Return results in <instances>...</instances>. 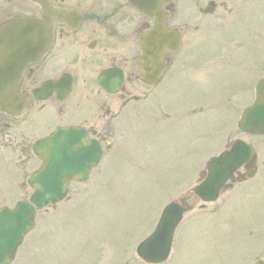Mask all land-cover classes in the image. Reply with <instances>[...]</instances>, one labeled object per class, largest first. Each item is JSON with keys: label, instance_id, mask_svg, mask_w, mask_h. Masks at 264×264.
Returning <instances> with one entry per match:
<instances>
[{"label": "rangeland", "instance_id": "rangeland-1", "mask_svg": "<svg viewBox=\"0 0 264 264\" xmlns=\"http://www.w3.org/2000/svg\"><path fill=\"white\" fill-rule=\"evenodd\" d=\"M238 19V22L231 23L226 30H217V32L203 30L198 34L196 42L199 48L196 51H190L189 59L196 61L210 57L216 48L217 41H220L226 42L222 50L226 53L242 54L241 60L246 56L247 60L250 59L254 63L262 60L264 62V46L258 49L264 44V0L261 6L250 3ZM246 29L250 33H259V36L257 35L253 40L243 39V30ZM231 41H244V51L237 50ZM247 60L240 62L234 57L230 63L223 62L219 66L202 68L196 72L189 66V60L185 55L181 62L182 69L176 74L171 73L172 77L167 83L168 95L171 98L168 96L166 106L162 107L167 117L180 114L182 121L169 123L168 126L171 129L161 135L164 141L160 143L159 148H155L153 152L143 153L138 158L139 162H145L141 168L146 170L144 172L129 171L130 178L125 177L123 180L126 186L130 187L126 189L122 187L120 189L122 194L115 191V169L119 164L124 163V157L119 148L121 146L124 148V140L132 130L127 131V128L117 127L119 136L115 138L113 150L108 152L104 159L101 167L103 169H98L85 187H77L78 189L72 193L71 201L61 206L60 215L63 211L65 214L71 211L75 214V219L72 220V216L67 221L63 217L58 218L55 223L58 235L56 232L52 233L50 226L57 218L55 214L49 212L50 215H44L46 218H40L36 230L28 235L21 246L19 250L21 256H18L16 264H27V262L36 264L33 261L37 257L42 258L39 264H88L91 257L94 259V252L103 253L97 254L93 264H121L122 262L132 264V258H126L129 255L127 250L131 248L134 250L139 240L151 231L152 225L147 223L154 214L159 212L163 198L169 201L182 193L173 191L165 192L163 195L161 187L163 183H166L167 174L170 177L173 176L171 180L168 179L169 184L165 187L166 191L170 192L169 189L175 187L172 186L174 179L179 178L178 186L187 184L193 177L198 161L201 162L214 152L216 153L217 144L215 143L219 140L216 130L202 134H197L193 129L188 132L196 116L201 117L204 123L210 124L217 119L218 114L232 113L234 108L228 104L230 101L234 100L235 105L239 103L241 108L249 102L241 103L240 100L247 98H245L244 89L250 73H255L254 77L257 78L259 72L256 70L253 72L254 68H245V64L250 63ZM155 96L156 98L153 99L150 95L139 105L131 108L129 120L151 130L157 124L153 121L160 113L166 116L160 110L161 101L159 100V97L161 100L165 97L161 93ZM189 105L201 108V113L190 111L187 108ZM224 115L219 117V122L225 119ZM196 128L200 133L204 126L199 124ZM234 138L252 142L251 139L237 136L235 133H232L228 140ZM254 140L262 144L260 150L256 147L260 162L263 160L264 163V139L254 138ZM140 147L141 144L134 143L131 148L133 152L138 153ZM126 162L128 163V159ZM153 167L154 176L161 179L160 183L155 181L156 178L151 173ZM263 168L264 164L259 166V173L264 172ZM136 182H138L136 186H131ZM193 184L195 183L190 186ZM123 189L130 192L123 194ZM1 190L0 188V195ZM95 195L99 196L100 201L107 199L112 201L116 199L114 195L117 197V204L112 201V205L108 204L99 209L102 213L101 217L105 219L101 221L104 228L101 225L95 229L96 220L94 219L97 216L90 212L92 209L89 202ZM219 206V209L216 205L208 207L212 211L218 209V215L205 214L204 217L195 215L182 222L174 238L176 248L173 252H177L178 255L173 257L174 261L167 264H250L252 255L255 253L264 257V231L261 223L264 222V182L261 177L229 191ZM116 214L122 215L120 222L118 219L115 220ZM215 220L219 221L215 222ZM143 222L147 223L143 225ZM107 239L117 243H113V246L110 243L112 247L104 245L98 250L95 248L94 252L88 251L91 244H101ZM114 247L118 251L125 250L123 257L117 256ZM51 252L56 254L50 259ZM61 256L64 257L63 260L60 259ZM99 256H102V259Z\"/></svg>", "mask_w": 264, "mask_h": 264}, {"label": "flooded vegetation", "instance_id": "flooded-vegetation-1", "mask_svg": "<svg viewBox=\"0 0 264 264\" xmlns=\"http://www.w3.org/2000/svg\"><path fill=\"white\" fill-rule=\"evenodd\" d=\"M45 2L57 15L51 27L52 43L43 58L26 70L17 86V92L30 99L29 110L20 119L0 116V153L6 150L9 156L11 153L18 154L21 160L30 159L28 149L24 147L30 140L29 133H33L32 129L45 111L52 112L58 123L102 127L99 117L92 116L94 113L96 115V104L93 106L94 96L90 94L100 93L96 82L100 74L106 71H109L112 79L121 78L129 86L138 87L140 69L135 59L140 51L137 40L143 31L151 27V21L146 20L127 0ZM203 2L200 12H216V6L209 10L213 3L207 0ZM163 7L170 12L173 5L168 3ZM220 7L225 9L223 4ZM41 13V9L34 11L23 1L14 3V0H0V16L19 19L30 14L40 17ZM167 21L166 26H171ZM61 78L71 82L64 100H55V95L43 102L32 100L33 89L43 82ZM126 94L130 93L124 90L123 95ZM86 103H89L88 108Z\"/></svg>", "mask_w": 264, "mask_h": 264}, {"label": "water", "instance_id": "water-1", "mask_svg": "<svg viewBox=\"0 0 264 264\" xmlns=\"http://www.w3.org/2000/svg\"><path fill=\"white\" fill-rule=\"evenodd\" d=\"M32 25L31 22H23L20 24H14L12 27L19 28L17 32H11L13 35L18 34L20 36H30L31 30L29 27ZM2 39V38H1ZM14 38L13 40H15ZM7 37L5 39V46L8 47L10 40ZM1 42V41H0ZM11 64V63H10ZM0 65H3L0 63ZM12 65V64H11ZM5 79H2V76H0V100L5 98L4 88L6 82H4ZM246 122H244V120ZM241 122L238 124V127L245 131V132H252L254 134L257 133H263L264 132V79L261 85L258 87L257 94H256V100L254 106L248 110ZM245 153L244 151L239 148L238 146H235L233 148V152L230 156V162L231 164H223L220 166H211V168L214 170V176L215 181L211 185L210 188L207 190H202V192H209L208 196L216 195L217 189L221 185V183L230 176V172L233 171V169L236 167L233 163H239L241 160V157H244ZM67 157V156H66ZM238 165V164H237ZM218 169H224L223 173L218 174L219 172L215 173V170ZM226 169V170H225ZM213 176V177H214ZM204 200H209L206 198L205 193L202 197ZM180 218V210L178 208H175L174 205L168 206L161 217L160 224L157 231L154 235H152L148 240H146L143 244L140 245L138 248V254L143 258L146 259V261L150 262H158L161 261V259L164 257L167 253V249L169 247L170 238L172 230L174 229V226L178 222ZM152 256V258H150ZM154 260V261H151Z\"/></svg>", "mask_w": 264, "mask_h": 264}]
</instances>
